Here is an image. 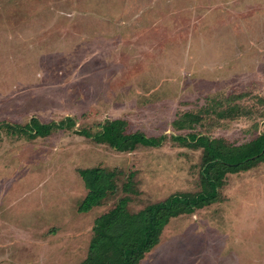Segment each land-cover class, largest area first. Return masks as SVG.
<instances>
[{
    "label": "rangeland",
    "instance_id": "374dc122",
    "mask_svg": "<svg viewBox=\"0 0 264 264\" xmlns=\"http://www.w3.org/2000/svg\"><path fill=\"white\" fill-rule=\"evenodd\" d=\"M184 113L203 125L175 130ZM32 117L73 127L6 133ZM116 119L126 135L96 141ZM263 133L264 0H0V264H80L120 199L136 213L199 194L196 136L251 143L242 160ZM95 168L116 189L84 206ZM223 182L164 226L148 264H264V162Z\"/></svg>",
    "mask_w": 264,
    "mask_h": 264
},
{
    "label": "trees",
    "instance_id": "16d2710c",
    "mask_svg": "<svg viewBox=\"0 0 264 264\" xmlns=\"http://www.w3.org/2000/svg\"><path fill=\"white\" fill-rule=\"evenodd\" d=\"M203 121V117L199 114L184 113L173 121L172 126L179 131L203 125ZM72 125L71 118L57 124H43L32 117L25 125H8L6 133L12 136H22L27 140H35L39 137L45 138L54 131L67 126L72 128ZM126 128V121L119 119L108 121L101 128L104 136L98 134L99 137L95 139L109 145L111 141L115 142V140L123 138L126 135ZM84 135L89 137L87 134ZM262 135L264 136V133ZM194 139L196 142L202 143L201 146L204 148L199 194L185 193L171 196L147 210L136 213L127 211L129 198L120 199L117 208L109 215L101 216L96 220L95 224L100 225V228L93 235L87 257L80 264H139L158 244L160 232L172 218L191 214L192 209L210 202L214 203L217 197L216 190L223 186L226 174L246 172L264 162V148L250 154L245 159L233 160L244 146H246L245 148L251 147V143L235 145L224 139H209L204 136H196ZM108 174L101 168L80 172L84 186L88 191L84 206L115 192L116 185L112 181L113 177L109 179ZM133 184L132 180L125 184L126 194L134 193ZM197 196H203V198L196 201ZM79 210L84 211L81 207Z\"/></svg>",
    "mask_w": 264,
    "mask_h": 264
},
{
    "label": "crops",
    "instance_id": "0c3cea01",
    "mask_svg": "<svg viewBox=\"0 0 264 264\" xmlns=\"http://www.w3.org/2000/svg\"><path fill=\"white\" fill-rule=\"evenodd\" d=\"M152 250H153V249H152ZM152 250H151V251H152ZM151 251H150V252H151ZM145 257H146V256H145ZM145 257H144V258H145ZM144 258L140 261L139 264H143V263L146 261V259H144ZM144 264H148V262L146 261Z\"/></svg>",
    "mask_w": 264,
    "mask_h": 264
}]
</instances>
